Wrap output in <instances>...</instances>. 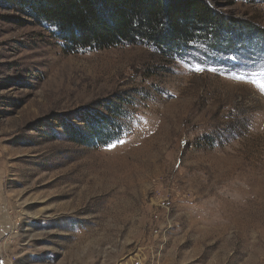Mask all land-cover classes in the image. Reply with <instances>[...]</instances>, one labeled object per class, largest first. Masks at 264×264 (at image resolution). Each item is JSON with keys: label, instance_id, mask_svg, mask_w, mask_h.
<instances>
[{"label": "rangeland", "instance_id": "obj_1", "mask_svg": "<svg viewBox=\"0 0 264 264\" xmlns=\"http://www.w3.org/2000/svg\"><path fill=\"white\" fill-rule=\"evenodd\" d=\"M17 1L0 0V264H264V33L247 25L264 0H206L234 35L172 56L66 52ZM95 115L118 138L94 139Z\"/></svg>", "mask_w": 264, "mask_h": 264}, {"label": "trees", "instance_id": "obj_2", "mask_svg": "<svg viewBox=\"0 0 264 264\" xmlns=\"http://www.w3.org/2000/svg\"><path fill=\"white\" fill-rule=\"evenodd\" d=\"M26 16L56 28L66 52L80 53L145 45L161 53L179 54L193 40L234 35V24L213 10L206 0H18ZM251 32L264 33L247 23ZM246 28V27H245ZM259 30V32H257ZM260 36V35H259ZM264 35H262L263 37ZM261 36L259 39L263 41ZM232 53L230 47H219ZM94 139L103 144L118 135L104 115L89 117ZM64 129L70 139L88 144L78 129ZM87 139V141H86Z\"/></svg>", "mask_w": 264, "mask_h": 264}, {"label": "snow or ice", "instance_id": "obj_3", "mask_svg": "<svg viewBox=\"0 0 264 264\" xmlns=\"http://www.w3.org/2000/svg\"><path fill=\"white\" fill-rule=\"evenodd\" d=\"M199 70V69H198ZM210 71H215L214 69H209Z\"/></svg>", "mask_w": 264, "mask_h": 264}]
</instances>
